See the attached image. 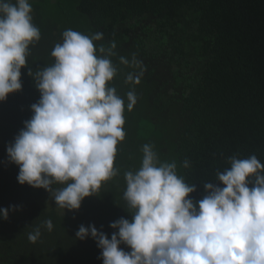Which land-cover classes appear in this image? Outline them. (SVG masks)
<instances>
[{
    "label": "trees",
    "instance_id": "16d2710c",
    "mask_svg": "<svg viewBox=\"0 0 264 264\" xmlns=\"http://www.w3.org/2000/svg\"><path fill=\"white\" fill-rule=\"evenodd\" d=\"M15 3V0H12ZM33 24L41 32L29 45L21 69L22 89L0 101V264H103L97 241L76 238L81 225L94 224L111 239L110 224L133 216L124 199L125 172L142 165L149 144L160 163L176 164L177 175L195 184L190 198L206 195L204 182L219 184L217 172L231 167L229 158L255 155L264 163V0H29ZM91 37L96 54L115 42L110 57L117 74L108 82L124 99L125 138L117 145L118 175L85 197L78 210L56 205L44 188L20 184L19 166L7 147L33 116L31 105L41 92L28 74L55 63L54 47L63 32ZM120 57L137 66L125 65ZM140 83H126L129 72ZM137 103L127 109V93ZM189 162L184 167V161ZM264 174V173H261ZM255 177H250L254 180ZM65 187L54 184V189ZM17 206L12 210L11 206ZM51 219L53 229L44 221ZM39 227L33 243L29 233ZM125 251H131L121 244Z\"/></svg>",
    "mask_w": 264,
    "mask_h": 264
},
{
    "label": "clouds",
    "instance_id": "9594fccd",
    "mask_svg": "<svg viewBox=\"0 0 264 264\" xmlns=\"http://www.w3.org/2000/svg\"><path fill=\"white\" fill-rule=\"evenodd\" d=\"M31 13L29 0H0V101L22 89L29 45L41 38ZM62 35L51 53L55 63L35 73L29 69L41 98L31 105L34 114L7 153L19 166L20 184L44 188L60 208L78 210L85 197L118 175L114 163L125 138V104L108 86L117 74L110 59L115 42L107 49L101 45L104 55L98 56L94 41L102 33L89 37L68 29ZM120 62L138 65L135 57L131 62L120 57ZM142 75L129 72L126 83L139 84ZM126 95L131 111L137 96L134 91ZM142 151L139 170L124 174L132 220L112 222L118 231L111 239L94 224L81 225L76 233L77 239L97 241L103 264H264V163L255 155L230 157L231 167L217 172L224 186L204 182L206 195L194 201L190 194L196 185L177 175L175 162L160 163L149 144ZM57 183L65 187L54 189ZM0 217L8 219L9 209H0ZM43 226L51 231L52 220ZM40 235L37 227L28 239L35 243Z\"/></svg>",
    "mask_w": 264,
    "mask_h": 264
}]
</instances>
